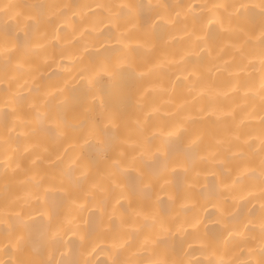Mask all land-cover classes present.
Instances as JSON below:
<instances>
[{
	"label": "snow or ice",
	"instance_id": "1",
	"mask_svg": "<svg viewBox=\"0 0 264 264\" xmlns=\"http://www.w3.org/2000/svg\"><path fill=\"white\" fill-rule=\"evenodd\" d=\"M181 23L196 50L152 62ZM202 54L211 67L187 66ZM237 57L251 69L243 83ZM65 59L78 67L48 83L44 69ZM168 65L193 99L240 92L259 99L258 114L255 104H210L199 119L214 117L220 131L196 128L190 113L151 123L159 108L145 98L165 89L146 78ZM221 72L233 77L226 90L207 77ZM0 118V264H101L98 250L102 264H264V0H0ZM209 205L219 234L198 214ZM192 235L204 259L189 251Z\"/></svg>",
	"mask_w": 264,
	"mask_h": 264
},
{
	"label": "bare ground",
	"instance_id": "2",
	"mask_svg": "<svg viewBox=\"0 0 264 264\" xmlns=\"http://www.w3.org/2000/svg\"><path fill=\"white\" fill-rule=\"evenodd\" d=\"M12 3H23L24 0H11ZM68 2H75L80 4H86V3H94L96 0H68ZM135 3H141V4H148V3H156L157 0H133ZM160 2L169 3V4H199L203 2V0H160ZM189 26H191L189 21ZM176 34L177 39L172 41L170 44H164L163 42L158 43L156 50L152 53L150 60L152 62H157L160 60H163L165 56L169 58H178L179 55H181L184 51L193 49L194 48L192 38L188 36H184L182 39L180 38L183 35V24H177L176 25ZM67 39H71L70 33L63 34ZM73 48L78 47L77 45H73ZM227 51V50H226ZM249 52H252V57L254 60V65L257 71L252 72V79L254 81L259 80V57H258V49L253 51V49L249 48ZM247 54V53H246ZM193 63H196L201 66V70L211 67L213 61H210V59L205 56L201 55L199 57L193 56L188 61L187 66L191 67ZM218 63V61H216ZM63 65V68H53L51 71H49L47 68L44 69L46 75L50 77L51 79L48 80V83H57L58 81H61L68 76V72L65 71V69L70 68L72 71H75L76 67H78V64L75 63L72 60L65 59L61 62ZM247 60L242 59L240 57H237V59L232 63L231 70L234 72L239 71L240 68H244V71H239V76L235 77L236 79H239L241 83L245 82L249 79L247 76V72L251 71L250 68L246 67ZM180 71L179 65H168V67L161 71V73L158 76H150L146 78V84L147 83H161L163 84V87L165 90L163 91H155L150 92L146 98H145V105L146 108L150 107H158L159 111L154 115L151 123H157L161 121H168L171 119H174L175 117L167 115L168 113L176 112V115H184V114H192L196 117H198L195 121L194 126L199 129H205V130H212V131H220L223 127V125L216 121L214 117H205L204 119H199L200 116L203 114L200 112V109H207V107L210 104H215L216 106H223L225 108L232 107L235 105H241L242 107L247 108V105L255 104L256 105V113L259 112V99L251 100L249 99L247 103H245L244 98L241 96L240 92L232 93L229 97L223 98V97H213L212 99H209L208 97H202L198 99H193V94L189 93L187 90V85L182 81H176L175 80V74ZM214 71V69H213ZM56 73H59V75H56ZM208 79L212 82L215 89L219 90H226L229 86V82L233 79V77H229L227 73L221 72L216 73L215 76L212 75V73H207ZM175 82V89L172 90V84ZM177 109H179L177 111ZM237 117L242 114L241 108H237ZM0 123H2V118H0ZM256 124V121H252L251 125L254 126ZM248 126L242 127L241 131H247ZM208 137H206V140ZM13 147H20L21 150L23 148V141L14 142ZM200 167H203V165H200ZM3 178V168L0 167V182H2ZM178 184L184 183L183 177L177 178ZM201 183L206 185V190L209 192H213L217 189L218 181L216 178L212 176H208L206 179H202ZM163 207H168L167 201L165 200L163 202ZM257 211H256V218L259 216V205L257 204ZM65 212L68 211V209H64ZM176 209H172V214H175ZM193 213L188 212L184 215L188 218L191 217ZM203 219L204 224L207 225V229L209 233H217L220 232V226L214 223L215 220V210L211 208V206H208V211L205 213L203 209H201L198 213ZM255 219V218H254ZM203 230V226H202ZM189 242L192 244V248L189 250L193 256V258L196 259H204L203 256L200 255L199 252V244L197 243V238L195 235L188 237ZM101 244V248H106L108 246V240L98 241ZM235 243V241H233ZM73 249L78 247V241L73 240V243L71 245ZM231 247V245H229ZM185 248H187V245H185ZM108 253L105 251H99L98 253L93 257L97 261L102 262L107 258ZM0 258H4L3 252H0Z\"/></svg>",
	"mask_w": 264,
	"mask_h": 264
}]
</instances>
